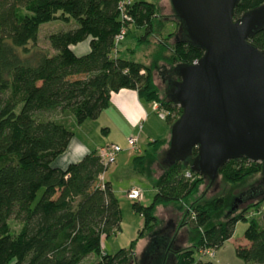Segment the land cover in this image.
Returning a JSON list of instances; mask_svg holds the SVG:
<instances>
[{"label": "trees", "instance_id": "trees-1", "mask_svg": "<svg viewBox=\"0 0 264 264\" xmlns=\"http://www.w3.org/2000/svg\"><path fill=\"white\" fill-rule=\"evenodd\" d=\"M118 4L119 0H0V264H84L90 258L89 264H131L136 241L156 225L155 208L188 204L205 181L184 162L164 166L150 204H131L143 221L137 238L129 248L107 255L101 240L117 231L120 222L112 189L100 181L107 167L96 152L65 169L52 167L72 139V128L96 119L119 90H134L159 105L167 112L169 126L180 116L179 108L158 99L151 69L117 56L120 42L115 40L121 30L124 36L130 27L141 30L138 44L153 34L154 6L132 2L122 15ZM263 5L264 0H238L233 19ZM52 21L71 26L47 35L48 49H41L36 45L39 27ZM86 40L88 52L75 56L71 47ZM250 43L264 51V30ZM170 50L171 66L191 65L202 55L180 42L178 33ZM151 145L156 151L161 142ZM145 156L134 158L135 173L143 169ZM257 172L258 163L234 159L218 175L236 184ZM253 189L234 199L222 222H213L222 199L188 205L184 218L190 219L195 238L190 248L164 254L167 264L172 257L173 264H212L195 254L220 248L237 222L247 223L242 236L246 245H235V256L243 264H264V207L257 220L247 218L248 210L234 216L247 203L264 202ZM10 220L18 224V231L9 229Z\"/></svg>", "mask_w": 264, "mask_h": 264}, {"label": "water", "instance_id": "water-1", "mask_svg": "<svg viewBox=\"0 0 264 264\" xmlns=\"http://www.w3.org/2000/svg\"><path fill=\"white\" fill-rule=\"evenodd\" d=\"M168 2L179 41L202 55L194 64L175 65L165 83L164 98L180 116L170 126L163 164L184 162L210 184L230 160L258 163L253 191L264 196V51L250 43L264 30V5L234 20L238 0ZM168 259L151 239L135 264Z\"/></svg>", "mask_w": 264, "mask_h": 264}, {"label": "rangeland", "instance_id": "rangeland-1", "mask_svg": "<svg viewBox=\"0 0 264 264\" xmlns=\"http://www.w3.org/2000/svg\"><path fill=\"white\" fill-rule=\"evenodd\" d=\"M156 6L157 18L153 27L160 31V40L162 42L164 41L163 43L166 45V48L171 49L178 33L177 23L172 15L168 0ZM70 26L71 25L63 24L61 21H52L41 25L37 34V47L48 49L46 41L47 35L61 31V29L70 28ZM130 30L132 31L131 34H137L133 27H130ZM130 38L131 35L124 36L118 44V49L120 48L123 50L127 48V42ZM85 44L87 45V42H85ZM86 47L87 46H85V48ZM71 48L76 55L82 53V45L73 46ZM141 49L143 48H137V54L141 52ZM160 62L161 63H157L152 67L151 72L154 78L153 82L157 97L160 100H164V87L168 78L165 77V81L162 80L161 76L163 72H169V78L173 79L171 70L174 66H171L167 60ZM148 105L151 108L153 103ZM154 115L155 116L151 118L152 120L143 123L142 130L138 135L137 122L130 123L123 120V118L118 115L111 114V112L99 114L96 119L86 120L81 125L74 128V137L89 147L106 143L117 145L121 149V152L115 156L114 162L103 172V177L110 182L120 212L119 229L101 241V249L104 254L111 255L119 249L129 248L131 242L137 238L138 231H140L143 226L142 218L131 210V204L135 202L128 201L125 198L126 190H128V188L139 190L143 198L138 203L142 207H146L150 204L153 196V182L164 171L163 158L166 148L156 155L149 154L145 156L144 162L141 163L143 169L140 174L142 175L134 174L130 169V164L134 158L142 156L145 152H149L150 150V152H152L151 146L146 145L148 142L147 140H149L148 137L151 141L153 140L151 138L152 135L147 134L154 132L158 136L163 135L162 133L166 128L163 115ZM107 126L108 131L105 130ZM128 139H136L132 149H128L126 145ZM57 158L56 161L61 163V155ZM259 182L260 172L254 173L236 184H227L219 176L213 183L209 184L207 181L200 183L196 192L191 197L190 201H188V204L161 206V210H158L157 213L154 211V215L156 214V225L151 230L144 231L142 234L143 236L136 241L132 249L134 259L131 264H135L143 253L147 251L151 239L157 240L158 248L163 254L168 251L169 254L172 255L171 252L173 249L185 250L190 248L195 234L189 225L190 219L188 217L184 218V216L188 211V205L190 206L191 203L196 202L199 205H203L215 199H222V208L213 218V222H222L227 217L234 199L239 197L240 194H245L248 190L256 188ZM40 194L41 192L39 191L34 203L38 200ZM258 205L260 206L258 207ZM258 205L247 203L245 207H239V210L234 216L238 215L240 211L248 210L247 218L257 220L259 215L258 212L264 207V202ZM8 225L12 232H16L19 229L18 224L13 220H10ZM246 226L247 223L237 222L234 226L231 241L227 240L220 248L211 251L213 253L212 256H203L200 254V251H198L195 257L203 259V261L211 262L212 264H243V262L235 256L234 247L237 244H241V241H243L242 236ZM172 237H174L173 240L171 239ZM169 241H172L171 244H169ZM92 259L93 258H90L85 261L84 264L91 263ZM173 263L172 257L168 264Z\"/></svg>", "mask_w": 264, "mask_h": 264}, {"label": "crops", "instance_id": "crops-1", "mask_svg": "<svg viewBox=\"0 0 264 264\" xmlns=\"http://www.w3.org/2000/svg\"><path fill=\"white\" fill-rule=\"evenodd\" d=\"M138 1L152 4L155 7L154 9L156 12V9H157L156 5L161 4V3L163 4V2H165L166 0H133L131 2H138ZM155 17L157 18V15ZM135 31L137 32V34L133 35V34H131L132 31L130 30V28H128L127 35H131V38L127 42L128 43L127 48H124L123 50H121L120 48L118 49L119 45L117 46L118 58L132 61L134 63H137V64L142 65L143 67H146L149 69H152V67L154 65H156L157 63H161L160 61H164V60H167L169 58L171 50H170V48H166V45H164V43H163L164 41L162 42L160 40V37H159L160 31L157 28L154 29L153 34L149 37L147 42H145L144 44H138L137 43V38L139 37V35L140 36L142 35V34H140V33H142V31L139 29H135ZM85 42H87V45L85 44ZM78 45L79 46L82 45V53L79 55H76L72 51V48H71V51L73 52V54L75 56L85 55L88 52V40H86L80 44H77L76 46H78ZM85 46H87V47L85 48ZM138 47H142L143 49H141L140 50L141 52H139L137 54L136 50ZM151 75H152V82H153L154 78H153L152 72H151ZM153 85H154V82H153ZM150 103H153L151 108L148 105ZM154 106H155L154 102H149V101L144 100L143 98H141L137 94L136 91L122 89V90H119L117 93L110 95V98L107 102V105L100 112V115L101 114H107V112H111V114L118 115V116L122 117L123 120L128 121L130 123H133V122L136 123L137 122V124H138L137 135H138V133L142 130L143 123H146L149 120H152L151 118H153L155 116L154 114H156V113L154 112ZM103 116H106V115H103ZM163 120H165V119L163 118ZM75 127H77V126H74L72 128V132H73L72 139L70 140L65 151L61 154V163H58L56 161L58 159L57 158L53 161L52 167L59 168V169H65L68 165L78 162L86 154L91 153V152L97 153L99 148L104 147L106 145H110V144L103 143L99 146H93V147L87 146L85 143H82L80 140H78V139H76V137H74V128ZM169 127L170 126L166 123V128L164 130L165 133L163 131V133H162L163 135H161V136L156 135L154 132L147 134V135H149V134L152 135L151 138L153 140L151 141L150 138L147 136L149 140H147L148 142L146 144V145L151 146L152 152H150L151 151L150 150L149 152H145L144 155H149V154H155L156 155L159 152L165 150V148L167 149L168 141H169ZM105 130L108 131V126L106 127ZM155 141L161 142V145L158 148V150H156V152H154V147L151 145V143H154ZM142 156H139V157H142ZM133 160L130 164L131 171L134 174L142 175L140 173L138 174V173L134 172ZM158 177L154 180V182L158 179ZM100 179H101L102 183H108L110 185V182L107 181L103 177V174L100 176ZM154 182H153V185H154ZM153 185H152V189H153V194H154L155 191H154ZM110 187H111V185H110ZM129 189L130 188H128V190ZM161 208H162L161 206L156 207L155 213H157L158 210H161ZM155 217H156V214H155ZM231 238L228 241H231ZM103 239H105V238H103ZM171 239L173 240L174 237H172ZM169 242H170L169 244H171L172 241H169ZM240 245L245 246L246 243L244 241H241Z\"/></svg>", "mask_w": 264, "mask_h": 264}, {"label": "built area", "instance_id": "built-area-1", "mask_svg": "<svg viewBox=\"0 0 264 264\" xmlns=\"http://www.w3.org/2000/svg\"><path fill=\"white\" fill-rule=\"evenodd\" d=\"M131 1L130 0H119V4H118V8L120 13L123 15V10L124 8H126L127 6L131 5ZM123 19H126L124 16H122ZM124 37V31L121 30L118 35L116 36V43H119L122 38ZM196 62V61H195ZM195 62H193L192 64H194ZM154 112L156 114H162L163 118L167 115V112L165 110H163L162 108L159 107V105L154 106ZM135 144V140L133 139H128L126 141V145L128 147V149H132L134 147ZM120 148L117 145L114 144H110V145H106L104 147H101L98 149L96 155L99 158L101 164L104 167H108L109 165H111L114 162L115 156L120 152ZM101 181V179H100ZM125 198L128 201H133V202H139L142 199V194L139 190L135 189V188H130L129 190H127L125 192ZM203 256H212V252L209 250H205L201 253Z\"/></svg>", "mask_w": 264, "mask_h": 264}, {"label": "flooded vegetation", "instance_id": "flooded-vegetation-1", "mask_svg": "<svg viewBox=\"0 0 264 264\" xmlns=\"http://www.w3.org/2000/svg\"><path fill=\"white\" fill-rule=\"evenodd\" d=\"M161 77H162V80H165L166 81V78H169V72H163V74H162ZM165 254L167 255V254H169V252L167 251V253H165Z\"/></svg>", "mask_w": 264, "mask_h": 264}]
</instances>
